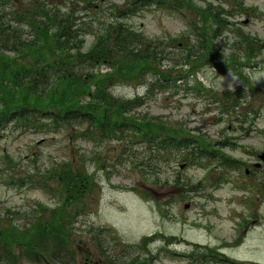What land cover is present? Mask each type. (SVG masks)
<instances>
[{"label":"rangeland","instance_id":"374dc122","mask_svg":"<svg viewBox=\"0 0 264 264\" xmlns=\"http://www.w3.org/2000/svg\"><path fill=\"white\" fill-rule=\"evenodd\" d=\"M9 1L7 10L37 3L57 16L71 13L77 24L93 21L97 28L98 18L111 22L113 14L119 17L114 9L128 11L138 0H92L96 8L80 0ZM193 1L194 7L179 9L174 7L176 0H145L151 5L121 21L153 41L183 38L165 45L169 58L180 62V55L188 50L185 45L197 44L199 10L209 5L220 13L225 10L227 25L213 44L217 58L227 61L235 54L245 63L244 49L237 46L243 44L241 35H247L263 45L252 61L256 67L222 72L211 66L218 63L212 60L187 83L179 80L163 90L147 94L146 83L112 89L113 95L125 100L144 98L134 114L177 128L187 135L190 148L174 156L158 155L155 170L147 173L142 163L151 158V151L136 139L132 144L130 135L127 140L95 143L83 136L81 126L48 134L8 128L0 134V217L4 222L13 218L22 224L24 220L14 212L37 215V204L49 210L57 207L59 183L47 176L53 175L52 170L62 174L63 163H76L80 156V165L93 175V191L74 210V247L67 246L79 252L66 256L62 261L66 264H202L199 257L208 254L207 249L234 262H264V164L258 158L264 152V0H236L241 8L235 0ZM94 39L93 34L85 37V51ZM171 65L165 61L163 68ZM229 158L235 161L231 166L224 164ZM256 163L262 168L256 170ZM247 170L253 174L247 176ZM30 180L35 185L30 186ZM153 237L147 252L138 247L144 238ZM19 264L34 263L23 259Z\"/></svg>","mask_w":264,"mask_h":264},{"label":"trees","instance_id":"16d2710c","mask_svg":"<svg viewBox=\"0 0 264 264\" xmlns=\"http://www.w3.org/2000/svg\"><path fill=\"white\" fill-rule=\"evenodd\" d=\"M80 1L95 8L92 0ZM9 2H0V134H5L8 128L17 133L48 134L50 130L81 126L83 136L95 143L127 140L130 135L132 144L136 139L151 151V158L142 163H146L147 173L155 170L158 155L174 156L192 144L177 128L134 114L143 105L144 98L125 100L114 96L112 89L146 83L149 94L179 80L187 83L191 75L196 76L212 60L218 62L212 66L227 71L230 67L238 69L252 64L256 55L254 40L243 37L245 63L235 55L227 61L217 58L213 44L226 19L211 6L199 10L197 44L185 45L188 50L180 55V65L179 61L169 58L165 45L181 42L183 38L153 41L114 14L112 22H101L98 18L99 26L95 28L93 21L77 24L71 13L57 16L48 6L37 3L7 10ZM136 2L128 11H114L122 18L149 5L145 0ZM193 3V0H177L175 4L179 8H192ZM90 34L95 39L85 51V37ZM165 61L173 65L164 69ZM150 77L155 81L148 82ZM229 97L226 93L225 98L229 100ZM10 162L8 166L12 167ZM232 162L235 161L229 158L224 164L231 166ZM63 164L62 174L52 170L53 175L47 176L59 183L62 192L57 191L60 197L57 207L49 210L37 204L34 211L37 215L14 212L24 220L22 224L13 218H6L4 222L0 217V264H19L23 259L34 264H43L42 261L66 264L62 262L66 256L73 257L75 251L79 252L78 248L74 252L67 248L74 247L71 231L76 219L74 210L93 191L95 182L93 175H88L80 165V156L76 163ZM35 183L28 181L30 186ZM40 186L46 188L43 184ZM154 239L144 238L146 242ZM167 243L172 244L173 239ZM98 246L101 248L102 243ZM207 250L211 256L215 255L212 249ZM210 260L218 262L206 254L199 257L202 264H209Z\"/></svg>","mask_w":264,"mask_h":264},{"label":"flooded vegetation","instance_id":"af4514ba","mask_svg":"<svg viewBox=\"0 0 264 264\" xmlns=\"http://www.w3.org/2000/svg\"><path fill=\"white\" fill-rule=\"evenodd\" d=\"M262 168V166H260V167H258L257 169H261ZM246 174H247V176H251V174H253L252 172H250L249 170L246 172ZM253 222H255V221H253ZM245 223V222H244ZM243 223V224H244ZM142 250H144V248H143V245L140 247ZM259 261V260H258ZM253 262H256V261H252V260H246V261H244V262H242L241 264H254ZM260 263H262V264H264V262H262V261H259Z\"/></svg>","mask_w":264,"mask_h":264},{"label":"water","instance_id":"95a60500","mask_svg":"<svg viewBox=\"0 0 264 264\" xmlns=\"http://www.w3.org/2000/svg\"><path fill=\"white\" fill-rule=\"evenodd\" d=\"M259 158L264 161V153H262Z\"/></svg>","mask_w":264,"mask_h":264}]
</instances>
